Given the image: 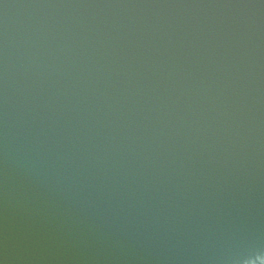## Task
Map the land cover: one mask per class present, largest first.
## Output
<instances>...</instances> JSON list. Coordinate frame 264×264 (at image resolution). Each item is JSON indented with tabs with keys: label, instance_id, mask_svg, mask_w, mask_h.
<instances>
[{
	"label": "water",
	"instance_id": "water-1",
	"mask_svg": "<svg viewBox=\"0 0 264 264\" xmlns=\"http://www.w3.org/2000/svg\"><path fill=\"white\" fill-rule=\"evenodd\" d=\"M0 264H264V0H0Z\"/></svg>",
	"mask_w": 264,
	"mask_h": 264
}]
</instances>
